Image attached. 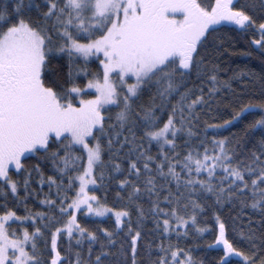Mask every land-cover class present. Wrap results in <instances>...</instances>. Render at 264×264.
<instances>
[{
	"label": "snow or ice",
	"instance_id": "snow-or-ice-1",
	"mask_svg": "<svg viewBox=\"0 0 264 264\" xmlns=\"http://www.w3.org/2000/svg\"><path fill=\"white\" fill-rule=\"evenodd\" d=\"M231 26L253 31L264 57V18L238 0L0 3V264H204L178 242L190 227L210 230L198 222L202 198L217 205L239 201L264 217V66L255 101L254 70L219 75L212 52L219 54L223 43L214 34ZM225 89L227 98H219ZM221 104L232 110L227 119ZM111 108L118 109L114 121ZM257 110L247 144L240 146L235 133L219 134ZM214 112L221 119H205L201 134V117ZM210 129L217 131L209 138ZM30 155L50 163L54 174L46 175L40 163L28 168ZM13 170L23 179H14ZM33 173L41 190L48 188L42 198L32 188ZM106 181L120 189L119 206L89 187ZM33 196L36 210L27 204ZM10 199L23 206V215ZM88 216L114 217V227L92 230L81 223ZM148 219L160 233L158 243H142ZM215 221L209 247L222 246L218 264H264V232L249 222L240 232L245 250L228 238L219 212Z\"/></svg>",
	"mask_w": 264,
	"mask_h": 264
},
{
	"label": "trees",
	"instance_id": "trees-1",
	"mask_svg": "<svg viewBox=\"0 0 264 264\" xmlns=\"http://www.w3.org/2000/svg\"><path fill=\"white\" fill-rule=\"evenodd\" d=\"M37 3H42V0H36ZM0 3H3V0H0ZM255 5V7H253ZM238 6H244L246 10L250 13H253L257 19L264 18V10L261 8V0H238ZM218 42L223 43V47L220 48L219 54L212 52V56L214 58V63H218L220 65L219 75L227 78L233 74L235 71L244 70L246 73L250 70H254L257 74V78L252 81L250 80V90H251V98L255 101L260 99V90H261V82H260V74L262 72V66H264V57H262L261 50L252 43V37L255 33L251 30L242 31L238 28V26H231L218 29L217 33L214 34ZM250 54V55H249ZM80 63V62H78ZM90 71L96 70V63H90L88 65ZM54 72H62L66 71V69H61L59 67H55L53 69ZM195 75V74H194ZM86 82L85 80L81 81ZM236 84L235 81H233ZM239 87L238 84H236ZM228 95V90L225 89L221 94V99H226ZM148 96L145 95L142 98V101H147ZM249 97L245 96L244 101L246 102ZM224 104L220 105L222 110V118L227 119L229 112L223 111ZM118 111L116 108L109 109L108 115L112 117V120H115V113ZM260 115L259 110L256 111L254 116H248L243 121L235 122V127H229L228 131L220 130V135H230L231 133L236 134V141H239V145L243 146L248 143L250 137L246 134V132H253L254 130L248 129L247 125L251 123L254 119L258 118ZM207 119L208 123L219 122L221 119V113L214 112L211 114L210 118L201 117V123L199 125V132L203 134L204 127L203 121ZM217 130L210 129L208 131L209 138L216 133ZM260 137L259 132H254V138L258 140ZM236 141H233L234 146H236ZM181 147L178 151L182 153L185 151L183 147V139L179 141ZM239 153L242 149L241 147L236 148ZM158 151L156 146L152 148V154H156ZM107 158V157H105ZM40 163L41 168L44 170L46 175L54 174L50 163H42L40 158L35 155H30L29 158L25 161V164L28 168H32L35 164ZM86 163V159H85ZM222 174V173H221ZM12 176L14 179H23V175L17 176L15 170L12 172ZM121 177H117L119 179ZM32 188L36 189L39 193V197L42 198L43 194L48 192L47 186H44L41 190L39 185V176L36 173L32 175ZM67 179L65 178V183ZM96 194L101 198L102 201H106L111 206H119L120 201L116 198V192L120 189L116 186L113 181H106L104 186L97 185L95 189ZM54 191V189H53ZM21 196H23V191H21ZM250 199V197H249ZM201 202L204 204V210L202 213L198 215V222L201 227L210 225V230L205 233H197L195 227H190L189 235L184 237L181 236L179 239V244L181 247L185 249L191 248L193 250V255L198 259H202L204 264H218L219 256L222 255V246L211 245L212 241L215 239V234L218 232V224L215 221V213L219 212L221 218L223 219L226 227V234L229 239L233 240L240 247H244L247 250V246L243 241L240 232L243 229L247 231L249 222L252 227L257 230V234L260 232H264V217L258 209H252L250 206H242L239 201H233L231 203L224 202L221 205H217L214 201V198L204 197ZM27 204L33 210H36L40 207L39 198L37 196H33L28 199ZM9 205L20 208V214H24L22 205H15V203L10 199ZM147 203L145 201V207H147ZM167 206V205H163ZM46 210V209H45ZM78 216L83 217V213H79ZM135 219V217H133ZM81 223H87V226L92 230L102 229L107 227L112 229L114 227V217L108 218H96L93 216H88L87 219H81ZM15 226V225H14ZM27 226V225H26ZM144 231L148 233L145 236L144 241L142 243L146 244L150 240H156L159 242L160 233L156 231L155 225L151 219H148L144 225ZM172 240L175 242L177 237L175 233L172 234ZM62 248L67 249L68 246V238L64 236L62 238ZM75 242L73 241V245ZM99 245H93V248H98ZM82 252L87 255V241L84 242L82 247ZM158 255V250L153 248L152 250V258L155 259ZM141 259L147 261L148 256L146 250H141ZM240 259V258H234Z\"/></svg>",
	"mask_w": 264,
	"mask_h": 264
},
{
	"label": "rangeland",
	"instance_id": "rangeland-1",
	"mask_svg": "<svg viewBox=\"0 0 264 264\" xmlns=\"http://www.w3.org/2000/svg\"><path fill=\"white\" fill-rule=\"evenodd\" d=\"M131 82V81H130ZM90 187V189H93V187L92 186H89ZM79 214V213H78ZM93 217H95V216H93ZM96 218H104V217H96Z\"/></svg>",
	"mask_w": 264,
	"mask_h": 264
}]
</instances>
